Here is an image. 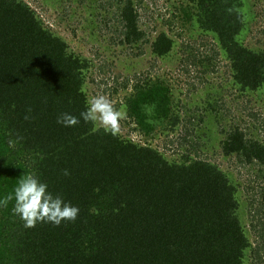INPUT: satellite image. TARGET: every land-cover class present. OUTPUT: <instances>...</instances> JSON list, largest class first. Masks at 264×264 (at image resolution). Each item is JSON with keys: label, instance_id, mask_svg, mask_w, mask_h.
Listing matches in <instances>:
<instances>
[{"label": "trees", "instance_id": "16d2710c", "mask_svg": "<svg viewBox=\"0 0 264 264\" xmlns=\"http://www.w3.org/2000/svg\"><path fill=\"white\" fill-rule=\"evenodd\" d=\"M52 2L63 20L97 21L104 29L113 23L121 44L139 42L154 58L166 57L175 45L166 31L150 39L140 29L133 0H116L110 15L112 0ZM241 6V0H182L172 10L190 31L216 41L239 91L264 97V50L243 43L248 25ZM50 30L25 1L0 0V198L21 176L35 174L80 211L74 222L25 228L9 202L0 208V264H247L249 252L259 257L260 247L252 248L239 219L234 183L200 156L205 132L176 110L166 78L144 75L132 84L119 103L127 113L120 121L128 126L126 135L106 134L82 119L72 127L57 123L63 113L79 118L85 110L88 61ZM166 128L167 137L177 139L165 143L190 150L181 159L132 139L152 141ZM224 133L223 155L260 166L263 203L264 142L238 126ZM257 226L264 245V224Z\"/></svg>", "mask_w": 264, "mask_h": 264}, {"label": "rangeland", "instance_id": "374dc122", "mask_svg": "<svg viewBox=\"0 0 264 264\" xmlns=\"http://www.w3.org/2000/svg\"><path fill=\"white\" fill-rule=\"evenodd\" d=\"M23 1L37 14L44 27L62 37L68 51L87 59L88 64L83 72L87 99L104 95L115 108L120 109L119 103L130 93L132 84L139 79L145 80L144 75L151 77L157 74L172 84L174 101L178 103L176 110H180L183 119L193 120L198 131L205 132L201 134L200 156L225 171L236 187L239 219L252 248L260 247L259 257L252 252L247 254V264H264V245L255 232L257 224H264V202L261 203L259 192L263 182L259 175L260 166L240 165L234 155H223L220 148L224 131L231 126L241 127L247 136L264 142V97L258 91H239L231 80L227 60L216 41L204 33L193 29L190 31L189 22L181 23L178 18H173L172 8L182 0H133L141 18L139 27L147 31L150 39L161 31H166L175 39L170 54L163 58H154L151 52L143 51L144 47L139 42L129 46L121 44L113 23L110 29L108 26L104 29L97 21L84 24L73 19L63 20L58 16L60 10L53 6L52 0ZM112 1V7L106 8L109 15L114 14L116 8V0ZM241 2V11L248 25V30L244 28L242 31V41L245 46L262 51L264 0ZM184 57L191 61L187 66L181 60ZM200 57L203 58L202 62L197 61ZM192 60L196 64H192ZM122 125L120 122V131L126 135L128 126ZM166 131L167 128L164 133L156 134L152 141L135 134L132 139L142 144L150 143L159 150L164 149L169 159H181V155L190 150L185 144L165 143L166 139L174 142L177 139L172 135L167 137L169 132ZM176 131L180 133V130ZM164 144L166 147L163 148Z\"/></svg>", "mask_w": 264, "mask_h": 264}, {"label": "clouds", "instance_id": "9594fccd", "mask_svg": "<svg viewBox=\"0 0 264 264\" xmlns=\"http://www.w3.org/2000/svg\"><path fill=\"white\" fill-rule=\"evenodd\" d=\"M126 111L117 109L104 95L90 97L86 102V108L80 113V117L69 113H63L57 119L58 124L72 127L80 123L93 124L94 128L103 129L106 134L118 135L120 121L126 118ZM25 119H28L26 116ZM64 171V175H68ZM14 200L12 206L13 215L19 217L25 228H33L37 223H51L59 226L62 222H74L80 209L59 194H53L49 185L35 174L21 176L13 192L0 198V208H6L9 202Z\"/></svg>", "mask_w": 264, "mask_h": 264}]
</instances>
